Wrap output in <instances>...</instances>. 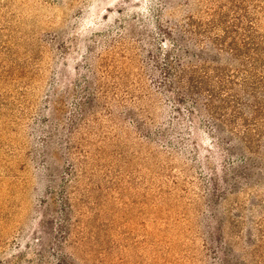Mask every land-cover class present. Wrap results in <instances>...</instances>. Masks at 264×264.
<instances>
[{"label":"rangeland","instance_id":"374dc122","mask_svg":"<svg viewBox=\"0 0 264 264\" xmlns=\"http://www.w3.org/2000/svg\"><path fill=\"white\" fill-rule=\"evenodd\" d=\"M214 2L0 0V264H264L256 157L177 95Z\"/></svg>","mask_w":264,"mask_h":264},{"label":"trees","instance_id":"16d2710c","mask_svg":"<svg viewBox=\"0 0 264 264\" xmlns=\"http://www.w3.org/2000/svg\"><path fill=\"white\" fill-rule=\"evenodd\" d=\"M250 2L218 0L209 18L189 16V38L209 45L218 59H207L208 49L193 55L192 62L179 59L175 76L178 97L193 99L186 101L191 108L189 128L195 130L197 113L211 127H222L213 140L230 134L231 142L243 150V162L252 161L246 155L255 156L262 172L257 186L264 188V7ZM187 51L181 49L183 55Z\"/></svg>","mask_w":264,"mask_h":264}]
</instances>
